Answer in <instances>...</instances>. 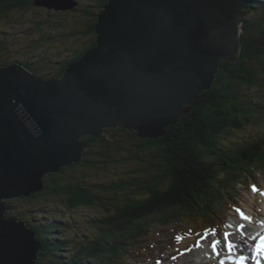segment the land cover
<instances>
[{
  "label": "water",
  "instance_id": "water-1",
  "mask_svg": "<svg viewBox=\"0 0 264 264\" xmlns=\"http://www.w3.org/2000/svg\"><path fill=\"white\" fill-rule=\"evenodd\" d=\"M244 0H109L96 46L61 78L20 62L0 67V264H38V232L10 216L12 200L45 189L82 161L85 137L118 128L158 139L242 54ZM65 11L74 0H36Z\"/></svg>",
  "mask_w": 264,
  "mask_h": 264
},
{
  "label": "trees",
  "instance_id": "trees-1",
  "mask_svg": "<svg viewBox=\"0 0 264 264\" xmlns=\"http://www.w3.org/2000/svg\"><path fill=\"white\" fill-rule=\"evenodd\" d=\"M75 1L72 12H78L80 20L74 23L72 41L66 38V46L52 51L36 42L23 51L24 58L31 54L27 59L6 58L1 44L0 67L20 62L38 77L61 78L69 65L96 46L95 26L109 2L82 0L78 7ZM34 2L0 0V23L12 17L24 21L16 12L32 10ZM244 11L239 61L222 64L213 88L167 128L165 136L141 139L133 130L118 128L114 140L106 134L85 137L82 141L89 146L82 161L47 175L44 191L18 198L35 204L61 201L63 211L47 213L42 223L27 221L42 243L38 264H123L125 257L134 258L133 247L155 224H214L216 216L225 214L223 208L235 197L240 180H250L264 168V0H246ZM32 22L41 30L40 23ZM80 40L84 43L78 47ZM250 125L257 128L255 137L221 144ZM126 164L134 165L132 173L119 169ZM110 166L118 168L117 175L107 171ZM98 170L107 177L91 178L89 173ZM81 208H97L103 215L76 222L70 214ZM15 216L24 220L22 214ZM87 224L94 229L78 234L76 228Z\"/></svg>",
  "mask_w": 264,
  "mask_h": 264
},
{
  "label": "rangeland",
  "instance_id": "rangeland-1",
  "mask_svg": "<svg viewBox=\"0 0 264 264\" xmlns=\"http://www.w3.org/2000/svg\"><path fill=\"white\" fill-rule=\"evenodd\" d=\"M81 3L82 0H79L78 7L81 6ZM65 8L68 9L65 11H58L55 9L49 10L45 7L38 6L35 0L34 7L31 8L32 10L16 12L17 18L24 19V21L12 19V17L10 21L0 23V45H5V48L7 49L6 54L4 53L3 55L6 58L10 57L13 59L18 57L22 59L30 58L31 54L24 58L23 51L25 48H27L28 51L29 47L36 42L46 44V47L49 48L50 51L57 50L60 46H66V38H70V41H72L70 34L74 32V23H77L80 20V14L76 11L72 12L73 8ZM32 21L40 23L41 30L38 29L37 27L39 26ZM61 24L65 25L64 28L58 29ZM55 29L58 32L56 31L57 33H52ZM57 34L59 37L55 38ZM77 39L78 38H76V40ZM48 40H51L50 44L47 43ZM76 43L77 46L80 47L83 45L82 43H84V40H80ZM1 59L6 60L5 58ZM256 134L257 128L250 125L246 129L235 130L233 135L228 137V140L223 139L221 144L223 145L230 142L233 143L234 141L242 142L255 137ZM125 166H119V169H127L129 173H132L134 165L131 166V164H126ZM107 171L111 175L114 173L117 175L118 168L110 166ZM89 175L94 180L107 177L104 170L91 172ZM90 177L89 179H91ZM257 183L259 184L257 189L250 185L239 186V189L241 188V190H239L241 195L238 199H235L234 202L238 203L236 204V207H238V205L241 206V210L230 212V216L227 218L226 222H221V225L217 226V228H209L205 226V223L203 224V222L188 221L173 225L169 228L161 227L155 224L149 230V234L140 243H136L133 247V250L130 253L134 258L127 256L121 263L165 264L166 262L160 260L161 258H167L168 256H173L177 253L189 252L198 246L205 247L206 250H209L210 241H218L217 232L221 233L223 237H225V247L229 249L230 243L227 240V233L228 231L235 229L232 224H236V219L238 218L244 219L249 223L248 216L250 212L256 213V211H253L248 207L249 201L251 199L260 201L264 198V173L258 177ZM60 202V200L57 201L51 198L47 203L35 204L31 201L15 199L11 202L14 210H11L10 212L12 215L22 214L24 216V221L33 220L36 223H42L45 217L48 216L47 213L53 212L56 214L59 213L60 210L63 211L61 205L59 204ZM258 210H260V208L257 209V212ZM70 215L76 222H86L90 217L100 218L103 214L97 208H81ZM260 222L261 221L257 223ZM216 224L217 223L215 222L214 225ZM93 229L92 224H87L82 226V228H76V231L78 234L87 235ZM168 233H172L171 237L167 236ZM194 236H200V238L194 241L192 238ZM183 238H188L190 241H193L185 243L183 242Z\"/></svg>",
  "mask_w": 264,
  "mask_h": 264
},
{
  "label": "bare ground",
  "instance_id": "bare-ground-1",
  "mask_svg": "<svg viewBox=\"0 0 264 264\" xmlns=\"http://www.w3.org/2000/svg\"><path fill=\"white\" fill-rule=\"evenodd\" d=\"M248 207L256 211V213L250 212L248 216L249 223L244 219L238 218L236 219V224H232L235 229L227 233V240L232 246L231 251L225 247V237L217 232L218 241H210L209 250H206L205 247L198 246L192 251L177 253L167 258H161L160 260L166 262L165 264H234V259L240 257L237 254L240 253L241 255L248 250V247L244 244L260 231L262 225L259 226L257 222L261 221L264 224V220H260L264 219V198L260 201L251 199ZM258 208L260 210L257 212Z\"/></svg>",
  "mask_w": 264,
  "mask_h": 264
},
{
  "label": "snow or ice",
  "instance_id": "snow-or-ice-1",
  "mask_svg": "<svg viewBox=\"0 0 264 264\" xmlns=\"http://www.w3.org/2000/svg\"><path fill=\"white\" fill-rule=\"evenodd\" d=\"M231 244H229V250L231 251ZM214 250H215V246H214ZM262 252H264V242H262L261 246L257 248V255H260Z\"/></svg>",
  "mask_w": 264,
  "mask_h": 264
},
{
  "label": "clouds",
  "instance_id": "clouds-1",
  "mask_svg": "<svg viewBox=\"0 0 264 264\" xmlns=\"http://www.w3.org/2000/svg\"><path fill=\"white\" fill-rule=\"evenodd\" d=\"M50 10V9H49Z\"/></svg>",
  "mask_w": 264,
  "mask_h": 264
}]
</instances>
